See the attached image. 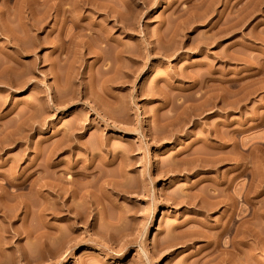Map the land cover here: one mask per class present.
<instances>
[{
	"label": "rangeland",
	"instance_id": "rangeland-1",
	"mask_svg": "<svg viewBox=\"0 0 264 264\" xmlns=\"http://www.w3.org/2000/svg\"><path fill=\"white\" fill-rule=\"evenodd\" d=\"M58 2L0 0V264H218L245 229L264 262V0Z\"/></svg>",
	"mask_w": 264,
	"mask_h": 264
},
{
	"label": "bare ground",
	"instance_id": "bare-ground-1",
	"mask_svg": "<svg viewBox=\"0 0 264 264\" xmlns=\"http://www.w3.org/2000/svg\"><path fill=\"white\" fill-rule=\"evenodd\" d=\"M58 1V0H57ZM60 2H58L60 5V9L63 11V13H62V11H61V13L63 14V18H67L66 17V12L69 10L67 7L65 8V6L63 7V8H61L62 6V4L65 2H67L68 0H59ZM71 0H69V2H70ZM74 1V0H73ZM76 1H78V2H81L82 4H91V8L95 11H100V12H102L103 11V14L106 16V18H108V17H112V18H115V23H113L114 25H116V26H118L119 28H121L122 30H124V23H122L123 21L122 20H120V16H119V14L121 13H118V14H116L117 13V11H118V9H117V11H116V13H114L115 11L114 10H111V9H113L112 7H110L111 6V3H110V6H108L109 5V3L106 5V4H103V2H102V0H95V1H89V0H76ZM105 1H107V0H104V2ZM81 3L79 4V5H81ZM106 3V2H105ZM114 3V2H113ZM77 4V3H76ZM72 5V4H71ZM78 5V4H77ZM113 5H115V4H113ZM120 5V4H119ZM68 6V5H67ZM84 6V5H83ZM82 6V7H83ZM117 6V5H116ZM70 8H72V7H70ZM74 8H76V6L74 7ZM118 8H120V6L118 7ZM57 9H58V7H57ZM79 9V8H78ZM116 9V8H115ZM72 10V9H71ZM120 10V9H119ZM73 11V10H72ZM76 11V10H75ZM79 11H80V9H79ZM58 12V11H57ZM68 13V12H67ZM59 14V13H58ZM69 14H70V11H69ZM82 14V13H81ZM102 14V13H101ZM122 14V13H121ZM68 15V14H67ZM71 15V14H70ZM59 16V15H58ZM73 16V15H72ZM84 17H85V15H84ZM88 17V16H87ZM63 18H62V16H61V19H62V21H63ZM69 18V17H68ZM74 18V17H73ZM85 19V18H84ZM89 19V18H88ZM60 20V19H59ZM74 23H75V21H73ZM88 22V21H87ZM112 21H111V19H110V23H111ZM102 23V22H101ZM117 23V24H116ZM126 23V22H125ZM128 23V22H127ZM77 24H79V23H77ZM96 25V23L95 22H90L89 21V23L87 24V25H83V28H88L89 30H93V34H97V36L95 37V39L94 40H96V38H97V41H99L101 44H103L101 47L103 48V49H105L106 47H108L109 46V44H110V42L111 41H113L115 38H113V37H111V36H113L112 34H110V35H108L107 33H106V28H107V26H104V25H102V27H99V29H96L98 26H101V24L100 25ZM98 24V23H97ZM104 24V23H103ZM124 24V25H123ZM62 25V24H61ZM82 25H80L81 27H82ZM112 25V24H111ZM94 26H95V28H94ZM126 26H128V25H126ZM129 26H131V25H129ZM128 26V27H129ZM79 27V26H78ZM130 28V27H129ZM132 28V27H131ZM133 29V28H132ZM87 29H85V31H86ZM108 30H109V28H108ZM81 31V30H80ZM83 31H84V29H83ZM110 31V30H109ZM108 31V32H109ZM95 32V33H94ZM88 33V32H87ZM86 33V34H87ZM90 33V32H89ZM69 34H70V32H69ZM63 35V34H62ZM65 35V34H64ZM89 35V34H88ZM66 36V35H65ZM85 36V35H84ZM87 36V35H86ZM176 36V35H175ZM174 36V37H175ZM72 36H70V38H71ZM88 37H90V36H88ZM174 37H173V39H174ZM61 38H62V36H61ZM84 38V37H83ZM162 38V37H161ZM160 38V39H161ZM82 39V38H81ZM80 39V40H81ZM87 39V38H86ZM89 39V38H88ZM91 39V38H90ZM89 39V40H90ZM177 39V38H176ZM163 40V39H162ZM167 40V39H166ZM63 41H64V39H63ZM85 41V40H84ZM84 41H83V43H84ZM87 41V40H86ZM85 41V42H86ZM115 41V40H114ZM160 41V40H159ZM168 41V40H167ZM172 41V40H171ZM175 41V40H174ZM98 42V43H99ZM117 44H115V45H117L116 47H117V49H118V52H120V51H122V49H120V48H118V46H119V44H120V41H119V39H117ZM179 42V41H178ZM177 42V43H178ZM82 43V44H83ZM105 43V44H104ZM111 43H113V42H111ZM149 43V42H148ZM176 43V44H177ZM80 44H81V42H80ZM100 44V45H101ZM161 44V43H160ZM165 44V43H164ZM168 44H170V43H168ZM181 44V43H180ZM85 45V44H84ZM96 45H97V42H96ZM112 45V44H111ZM121 45V44H120ZM146 45V44H145ZM179 45V44H178ZM177 45V46H178ZM61 46V45H60ZM63 46V45H62ZM154 46V45H153ZM165 46V45H164ZM94 47V46H93ZM96 47V46H95ZM152 47V46H151ZM178 47H181V46H178ZM123 48V47H122ZM148 47H146V49H147ZM149 48H150V46H149ZM154 48H155V46H154ZM102 49V50H103ZM109 49H110V47H109ZM109 49H107V50H109ZM153 49V48H152ZM98 50V49H97ZM128 50V49H127ZM148 50V49H147ZM106 50H103V52H105ZM60 52H61V50H60ZM97 52V51H96ZM101 52V51H100ZM113 52V51H112ZM115 52H116V50H115ZM136 52V51H135ZM165 52V51H164ZM109 53V52H108ZM124 53V52H123ZM104 54V53H103ZM102 54V55H103ZM116 54H117V52H116ZM119 54V53H118ZM117 54V55H118ZM122 54V53H121ZM132 54H134V53H132ZM171 54V53H170ZM112 55V54H111ZM168 55V54H167ZM101 56V55H100ZM100 56H98V58L100 57ZM181 56V55H180ZM102 57H104V56H102ZM106 58V57H105ZM100 59H102L101 57H100ZM113 60H114V58H113ZM119 60V59H118ZM134 60V59H133ZM110 63V62H109ZM114 64V63H113ZM199 64V63H198ZM105 66V65H104ZM110 68H105L104 70L105 71H107V70H109ZM188 71V70H187ZM184 72V71H183ZM182 72V73H183ZM191 72V71H190ZM193 72V71H192ZM178 73V72H177ZM183 75V74H182ZM191 75V74H190ZM194 76V75H193ZM196 77L198 76V75H195ZM205 78V77H204ZM198 79V78H197ZM231 80V79H230ZM200 81V80H199ZM230 86V85H229ZM191 87V86H190ZM95 88V87H94ZM230 90V89H229ZM94 91V90H93ZM194 91V90H193ZM194 93V92H193ZM93 94V93H92ZM110 94V93H109ZM142 94V93H141ZM152 94V93H151ZM192 94V93H191ZM98 95V94H97ZM100 95V94H99ZM114 95V94H113ZM114 97V96H113ZM199 97V96H198ZM182 98V97H181ZM58 100V99H57ZM178 100V99H177ZM182 101V100H181ZM177 103H178V101H177ZM230 104V103H229ZM56 105V104H55ZM182 105V104H181ZM180 105V106H181ZM196 123H198V121L196 122ZM166 124V123H165ZM164 124V125H165ZM173 124V123H172ZM230 131V130H229ZM212 133V132H211ZM65 134H66V132H65ZM210 134V133H209ZM208 134V135H209ZM155 135V134H154ZM153 135V136H154ZM157 135H160V134H157ZM207 135V134H206ZM231 135V134H230ZM71 136V134L68 136V137H70ZM152 136V137H153ZM211 136V135H210ZM229 136V135H228ZM65 137V136H64ZM74 136H72V138H73ZM156 137V136H155ZM206 137V136H205ZM157 138V137H156ZM228 138H230L231 139V137H228ZM70 139V138H69ZM196 139V138H195ZM207 139V138H206ZM205 139V140H206ZM210 139V138H209ZM229 139V140H230ZM64 140V139H63ZM63 140H61V141H63ZM71 140V139H70ZM203 140H204V138H203ZM202 140V141H203ZM200 141V140H199ZM201 141V142H202ZM204 142V141H203ZM228 142V141H227ZM72 143V142H71ZM68 144V143H67ZM70 144V143H69ZM59 145V144H58ZM207 145V144H206ZM219 145V144H218ZM65 146V145H64ZM67 146V145H66ZM214 146V145H213ZM217 147V146H216ZM70 148V147H69ZM215 148V147H214ZM213 148V149H214ZM63 149V148H62ZM71 149H73L72 147H71ZM57 150V149H56ZM59 150V149H58ZM68 151H71V150H68ZM210 152V151H209ZM217 153V152H216ZM199 154V153H198ZM210 153H208V155H209ZM245 154V153H244ZM205 155H207V153H205ZM196 156V155H195ZM200 156V155H199ZM198 156V157H199ZM201 156H202V154H201ZM204 156H202L201 158H203ZM195 158V157H194ZM193 158V159H194ZM212 158H215L214 156L212 157ZM217 158V157H216ZM219 158V157H218ZM221 158V157H220ZM219 158V159H220ZM61 159V158H60ZM92 160V159H91ZM200 160V159H199ZM204 160V159H203ZM207 160H210V159H207ZM243 160H244V158H243ZM93 161V160H92ZM202 161V160H201ZM216 162V161H215ZM207 163V162H206ZM209 163V162H208ZM207 163V164H208ZM244 163V162H243ZM90 164H91V162H90ZM90 164H89V166H90ZM202 164H204V163H202ZM211 164H213V163H211ZM244 165H245V163H244ZM244 165H243V167H244ZM211 166V165H210ZM212 166H214V165H212ZM245 167H247V166H245ZM91 168H92V166H91ZM61 169H63V168H61ZM87 169V168H86ZM88 169H90V168H88ZM243 169V168H242ZM246 169V168H245ZM244 169V170H245ZM58 170V169H57ZM66 170V169H65ZM65 170H61V172H64ZM91 170V169H90ZM59 171V170H58ZM87 171V170H86ZM88 172H89V170H88ZM88 172H86V174L88 175ZM94 172V171H93ZM245 172V171H244ZM58 173V172H57ZM73 173H75V172H73ZM72 173V174H73ZM85 173V172H84ZM90 173V172H89ZM91 173H92V171H91ZM86 174H84L85 176H86ZM44 175V174H43ZM69 175V174H68ZM77 175H78V173H77ZM90 175V174H89ZM58 176H60L59 178L61 179L60 180V184H62L61 183V181H63V179H67V182L69 183H71L70 185L72 186V183L74 182V178H75V176L74 175H69L68 177H65V174L64 173H60L59 175H57V177ZM44 177V176H43ZM46 177V176H45ZM87 177H89V176H87ZM58 178V179H59ZM77 179V178H76ZM66 181V180H65ZM64 181V182H65ZM78 181V180H77ZM113 181V180H112ZM76 182V181H75ZM114 182V181H113ZM112 182V183H113ZM45 183H47V180L45 181ZM111 183V182H110ZM64 184V183H63ZM74 184V183H73ZM87 184V183H86ZM57 186V185H56ZM61 186V185H60ZM59 186V187H60ZM64 186V185H63ZM58 187V186H57ZM216 187V186H215ZM64 188V190L67 188H65V187H63ZM74 188V187H73ZM217 188V187H216ZM57 190H59V189H57ZM66 191V190H65ZM72 191H73V189H72ZM216 191V190H215ZM58 192V197H59V199L61 200L60 202H58L59 203V207L57 208V214L59 213V214H62V212H63V210H64V207H66V210L67 211H69V212H73L74 214H75V219H79V220H81V221H89V218H87V214H88V212H87V210H85V209H83V210H85V212H87V214L85 213V212H83V211H81L80 209H74V210H72V208L67 204H65V199H63L62 198V194H63V192L62 191H57ZM85 192H87V190H85ZM218 192V191H217ZM216 192V193H217ZM244 192H245V190H244ZM70 193H71V191H70ZM73 193H75V191L73 192ZM214 193V192H213ZM220 192H218L217 194H219ZM65 194H66V192H65ZM246 194H247V191H246ZM84 196H87L86 195V193H84L83 194ZM89 196V195H88ZM218 196V195H217ZM244 196H245V193H244ZM57 197V196H56ZM245 198V197H244ZM219 201V200H218ZM191 202V201H190ZM202 204V203H201ZM55 210V209H54ZM53 210V211H54ZM245 210V209H244ZM90 213V212H89ZM60 216V215H59ZM63 216H65L64 214H62L61 215V217H63ZM9 217H10V215H9ZM229 217V216H228ZM67 218V217H66ZM94 218V217H93ZM59 219V218H58ZM69 219H71V217L69 218ZM228 219V218H227ZM67 220V219H66ZM73 220V219H72ZM93 220V219H92ZM70 221V220H69ZM74 221V220H73ZM73 221H72V223H73ZM80 221V222H81ZM225 221V220H224ZM230 220H227V224H225L224 225V223H223V225L221 224V227H220V229L218 230V232H217V235L215 236V241H213V242H215L214 243V245L217 243L216 241H218V239H220L221 238V236L223 235V234H225L226 232H228L229 231V233H230V228H229V226H228V222H229ZM91 221H89V223H90ZM93 222H94V220H93ZM75 223V222H74ZM73 223V224H74ZM88 223V222H87ZM69 226H70V223L68 224ZM204 225H205V223H204ZM60 226V225H59ZM74 226V225H73ZM63 227V226H62ZM218 227V226H217ZM245 227V226H244ZM59 228V227H58ZM64 228V227H63ZM219 228V227H218ZM199 230V229H198ZM194 231H195V228H194ZM65 232V231H64ZM197 232V231H196ZM60 233H62V232H60ZM243 235H242V237H241V239H239L240 240V242H236L237 240H236V238L234 239V240H236L235 242H234V240L232 241V240H230V241H226L225 243L227 244L226 246H224L225 248L223 249V248H221V249H223L221 252H219L218 250V252L216 253L214 250V253L215 254H217V255H215L216 256V258L218 257V264H248V254L249 255H252V254H250V252L248 253V239H247V237H248V231H247V229H245L243 232ZM60 236V235H59ZM65 236V235H64ZM67 236V235H66ZM214 236V235H213ZM229 236V235H228ZM230 239H231V237H230ZM62 240V239H61ZM64 240V239H63ZM61 242V241H60ZM60 242H59V244H60ZM66 242V241H65ZM229 242V243H228ZM63 244V243H62ZM65 244V243H64ZM64 244H63V246H64ZM224 244V243H223ZM58 245V244H57ZM66 245V244H65ZM217 245V244H216ZM215 245V246H216ZM218 245H220V244H218ZM225 245V244H224ZM239 245H241V246H239ZM211 246V245H210ZM212 247V246H211ZM218 247V246H217ZM217 247H215V248H217ZM230 247V248H229ZM56 248V247H55ZM60 248V247H59ZM157 248H158V246H157ZM251 248V247H250ZM259 248V250H260V247H258ZM257 248V249H258ZM220 249V250H221ZM52 250V249H51ZM56 250H57V248H56ZM62 250V249H61ZM61 250H59V251H61ZM250 250V249H249ZM262 250V249H261ZM53 251V250H52ZM251 251V250H250ZM51 252V251H50ZM212 252V251H211ZM237 252H239V253H237ZM213 254V253H212ZM211 254V255H212ZM210 255V256H211ZM214 255V254H213ZM213 255L211 256V257H213ZM259 255V254H258ZM215 256H214V258H215ZM264 256V255H263ZM208 257V256H207ZM238 257H240V259L238 258ZM251 258H252V256H251ZM256 258V257H255ZM203 259H205V258H203ZM211 259V258H210ZM209 259V257H208V259L205 261V262H208V260H210ZM263 260H264V258H262ZM261 259V260H262ZM238 260V261H237ZM257 260H258V257H257ZM261 260H259V261H261ZM262 260V261H263ZM204 261V260H203ZM211 262H212V260H211ZM240 262V263H239ZM255 262V261H254ZM258 262V261H257ZM250 263V262H249ZM203 264H204V262H203ZM206 264V263H205ZM212 264V263H211ZM256 264V263H255ZM258 264H264V262H258Z\"/></svg>",
	"mask_w": 264,
	"mask_h": 264
}]
</instances>
